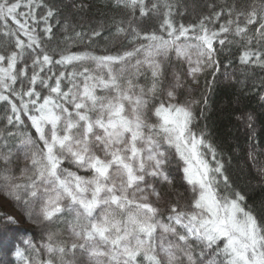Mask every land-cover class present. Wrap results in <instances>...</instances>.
<instances>
[{
  "label": "snow or ice",
  "instance_id": "obj_1",
  "mask_svg": "<svg viewBox=\"0 0 264 264\" xmlns=\"http://www.w3.org/2000/svg\"><path fill=\"white\" fill-rule=\"evenodd\" d=\"M107 7L149 19L165 11L151 33L113 17L108 37L103 28L65 37L91 43L123 35L131 48L50 52L55 13L47 0H0V104L10 127L27 120L34 130L20 141L30 166L19 176L0 171V188L48 227L40 245L25 240L15 257L21 264H81L79 257L84 264H264V217L197 131L199 101L179 99L186 80L199 84L205 70L219 71L226 44L240 45L242 65L264 67V0L213 4L190 25L177 22L179 5L168 0ZM172 53L187 68L168 79ZM173 159L190 193L183 204L165 201L156 187L172 184ZM0 161L8 165L10 153L0 150ZM60 223L63 230H51Z\"/></svg>",
  "mask_w": 264,
  "mask_h": 264
},
{
  "label": "trees",
  "instance_id": "obj_2",
  "mask_svg": "<svg viewBox=\"0 0 264 264\" xmlns=\"http://www.w3.org/2000/svg\"><path fill=\"white\" fill-rule=\"evenodd\" d=\"M111 0H47L53 7L55 15L50 19L53 38L47 42L46 47L51 52H59L67 46L71 50L91 49L97 53L114 52L117 49L131 48L127 39L121 36L110 38H95L90 43L88 39L76 40L69 43L65 40L67 35L77 32L87 33L91 36L94 29L103 28L105 37L109 36V29L116 20H123L124 27L128 28L129 19L133 26L142 32L151 33L159 28L163 18V7L160 12L153 14L149 19L140 18L138 13L133 17L131 10L121 8L110 9L107 4ZM163 4L164 0H151ZM173 5H179L182 15L177 16L178 23L185 25L198 24L200 18L207 16L211 5L218 8L225 2L249 5L257 0H168ZM47 8L38 9V14L46 13ZM176 8H173V12ZM223 21H221L222 23ZM2 39V38H0ZM229 39H233L229 37ZM219 48V46L217 45ZM242 48L238 43L226 44L218 53L220 62L219 71L211 70L206 76L204 90L194 94L198 104L194 106L197 115V131L203 130L207 139L217 148L222 157L226 172L232 186L246 196V203L264 217V67L258 65H242L239 56ZM56 71V69H54ZM206 101V103H205ZM202 113V115H201ZM8 111L0 104V128L4 134L11 130L7 123ZM25 125L16 128L18 136L24 132L34 133ZM179 163L172 160L169 165L173 175V183L165 185L162 195L165 201L175 202L180 199L181 204L190 195L186 191L187 185L182 180L177 167ZM166 203L164 202V208ZM8 213L0 208V248L6 258L0 254V264H21L14 253L17 246L24 248L25 240L40 245L44 236L43 224L25 225L13 224L8 220ZM6 236V237H5ZM45 257L43 250L40 251Z\"/></svg>",
  "mask_w": 264,
  "mask_h": 264
},
{
  "label": "rangeland",
  "instance_id": "obj_3",
  "mask_svg": "<svg viewBox=\"0 0 264 264\" xmlns=\"http://www.w3.org/2000/svg\"><path fill=\"white\" fill-rule=\"evenodd\" d=\"M187 68V64L178 63L175 58V54H170V60L168 62H165V71L167 73V78H171V73L173 71L179 70L181 73L184 72V70ZM210 69H207L204 71L203 74L200 75L199 78V84H192L191 80H186V87L179 90V99L181 102L185 100H196V97L194 96L195 93L198 92V90H204L206 76L208 75ZM4 129L0 128V150L10 153L11 155V162L8 165H5L3 161H0V171L7 168L10 172V174L19 176L20 171L25 168L26 166H30L29 162L25 159V150L20 144V141L22 139V136H18V132L16 128H11V131L15 133V136H9L8 133H6V136H2L4 134ZM10 131V130H9ZM8 131V132H9ZM6 146V147H5ZM175 160V159H173ZM178 163L179 161L176 160ZM172 162V161H171ZM179 174L182 175V172L179 169V166L177 167ZM169 174L172 178L173 183V175L171 174L170 167H168ZM83 174V173H81ZM166 184H161L159 182H156V187L158 190L161 191ZM169 185V184H167ZM171 185V184H170ZM158 206L161 208H164V202H161ZM0 208H2L3 211L8 213V220L9 218H13L14 222L13 224H19L23 223L25 225H35L38 224L35 221V217H30L29 212L26 208V206L22 203V201H17L13 199L8 192L4 191L2 188H0ZM44 234L48 230V227L44 225ZM66 226L63 223L52 225L51 230L61 229L63 230ZM67 233L64 232L62 238H66ZM6 237V236H5ZM0 254L6 258V255L1 252L0 248ZM79 260L81 264H84V258L79 257Z\"/></svg>",
  "mask_w": 264,
  "mask_h": 264
}]
</instances>
